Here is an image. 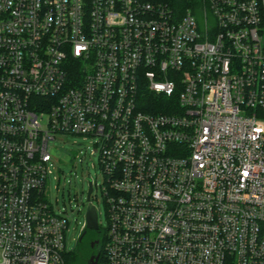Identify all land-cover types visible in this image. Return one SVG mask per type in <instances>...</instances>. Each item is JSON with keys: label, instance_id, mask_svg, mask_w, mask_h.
<instances>
[{"label": "built area", "instance_id": "built-area-1", "mask_svg": "<svg viewBox=\"0 0 264 264\" xmlns=\"http://www.w3.org/2000/svg\"><path fill=\"white\" fill-rule=\"evenodd\" d=\"M200 1L0 0V264H66L57 134L97 139V264H264V0Z\"/></svg>", "mask_w": 264, "mask_h": 264}, {"label": "rangeland", "instance_id": "rangeland-1", "mask_svg": "<svg viewBox=\"0 0 264 264\" xmlns=\"http://www.w3.org/2000/svg\"><path fill=\"white\" fill-rule=\"evenodd\" d=\"M97 143L95 137L77 134H57L50 141V152L58 160L49 179V194L55 206L67 209L68 227L65 232L66 251H73L78 246L79 238L86 223V212L90 205L87 200L89 178L97 182L94 192L97 199H92L98 211L100 227L108 225L107 209L99 184L104 179L98 155L93 154ZM93 163H96L94 167ZM64 173L65 181L58 176Z\"/></svg>", "mask_w": 264, "mask_h": 264}, {"label": "trees", "instance_id": "trees-1", "mask_svg": "<svg viewBox=\"0 0 264 264\" xmlns=\"http://www.w3.org/2000/svg\"><path fill=\"white\" fill-rule=\"evenodd\" d=\"M167 4H171L178 12H185L188 9L194 10L198 6L200 0H163ZM175 100V98H174ZM141 109L147 112H168L170 107V98L166 95L157 96L148 93L143 97ZM98 239V243L96 240ZM106 239V231L100 227L99 231L84 228L78 241V246L73 251H65L64 259L66 264H89L92 256L99 255V261L103 259V244ZM92 244H95L94 246Z\"/></svg>", "mask_w": 264, "mask_h": 264}, {"label": "water", "instance_id": "water-1", "mask_svg": "<svg viewBox=\"0 0 264 264\" xmlns=\"http://www.w3.org/2000/svg\"><path fill=\"white\" fill-rule=\"evenodd\" d=\"M92 192V183L89 182V189L87 193V200H90V194ZM86 227L89 229H98L99 223H98V213L96 211V208L94 205H89L87 212H86ZM99 255L96 254L95 256H92L90 259L89 264H97Z\"/></svg>", "mask_w": 264, "mask_h": 264}, {"label": "flooded vegetation", "instance_id": "flooded-vegetation-1", "mask_svg": "<svg viewBox=\"0 0 264 264\" xmlns=\"http://www.w3.org/2000/svg\"><path fill=\"white\" fill-rule=\"evenodd\" d=\"M92 189H93V185H92ZM91 198V197H90ZM95 231H99L100 230V227H98V229H94ZM96 243H98V239L96 240ZM93 246L95 245V244H92Z\"/></svg>", "mask_w": 264, "mask_h": 264}]
</instances>
